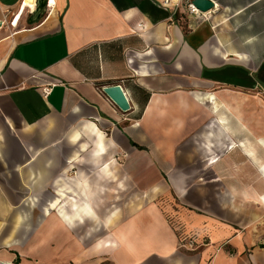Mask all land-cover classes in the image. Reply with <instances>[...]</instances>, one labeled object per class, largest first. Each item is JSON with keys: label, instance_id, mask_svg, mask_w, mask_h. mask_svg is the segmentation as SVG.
<instances>
[{"label": "crops", "instance_id": "1", "mask_svg": "<svg viewBox=\"0 0 264 264\" xmlns=\"http://www.w3.org/2000/svg\"><path fill=\"white\" fill-rule=\"evenodd\" d=\"M34 1L0 0V264H264V0Z\"/></svg>", "mask_w": 264, "mask_h": 264}, {"label": "water", "instance_id": "2", "mask_svg": "<svg viewBox=\"0 0 264 264\" xmlns=\"http://www.w3.org/2000/svg\"><path fill=\"white\" fill-rule=\"evenodd\" d=\"M192 3L202 12L215 9L216 4L212 0H192ZM49 4V0H37L36 9L33 11L36 19H41ZM103 93L111 99L122 111L130 109V103L126 92L120 84H109L103 87Z\"/></svg>", "mask_w": 264, "mask_h": 264}, {"label": "built area", "instance_id": "3", "mask_svg": "<svg viewBox=\"0 0 264 264\" xmlns=\"http://www.w3.org/2000/svg\"><path fill=\"white\" fill-rule=\"evenodd\" d=\"M50 2V0H49ZM35 6L37 4V0L34 1ZM162 6L166 9H172L175 13L180 9V7H186V11L189 15L196 17L199 20H208L211 17L210 10L208 12H202L199 8H197L192 0H162ZM49 5V4H48ZM20 12L16 16H11V13L6 12L3 17H0V33L8 28L9 26H16L17 18L19 17ZM51 88L45 87L43 92L47 95L50 92ZM193 243V242H192ZM182 247H186V244H183Z\"/></svg>", "mask_w": 264, "mask_h": 264}, {"label": "rangeland", "instance_id": "4", "mask_svg": "<svg viewBox=\"0 0 264 264\" xmlns=\"http://www.w3.org/2000/svg\"><path fill=\"white\" fill-rule=\"evenodd\" d=\"M143 195H144L143 191H141L139 188L134 189L133 196H134L135 204L138 202L140 204V206H142L143 200L141 199V197ZM170 195H174V194L170 193L167 195H165V194L160 195L158 197L159 199H158L157 203H158V205H160L159 207H161L163 209V212L167 216V219L170 221L172 227L177 228L176 230L180 231V228L177 226V223L175 221L176 220L175 219L176 214L174 213V210L176 208L175 201L170 199L171 198ZM119 206L124 207L125 205L119 204ZM183 244H186V247H182ZM201 246H202V244L197 243L195 240H193V238L187 237V238H181L179 240V248H181V250H183L187 253L196 254L199 252Z\"/></svg>", "mask_w": 264, "mask_h": 264}, {"label": "bare ground", "instance_id": "5", "mask_svg": "<svg viewBox=\"0 0 264 264\" xmlns=\"http://www.w3.org/2000/svg\"><path fill=\"white\" fill-rule=\"evenodd\" d=\"M54 1V0H53ZM36 9V8H35ZM20 14H21V12H20ZM19 17H20V15H19ZM19 17L17 18V20L19 19Z\"/></svg>", "mask_w": 264, "mask_h": 264}]
</instances>
